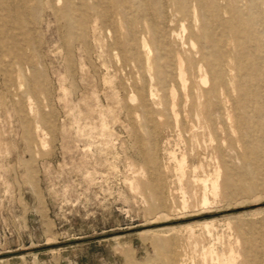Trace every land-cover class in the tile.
<instances>
[{"label": "rangeland", "instance_id": "1", "mask_svg": "<svg viewBox=\"0 0 264 264\" xmlns=\"http://www.w3.org/2000/svg\"><path fill=\"white\" fill-rule=\"evenodd\" d=\"M40 2L36 17L0 12V264H264V35L235 59L248 77L213 127L178 88L175 116L154 80L148 100L147 75L103 33L66 44ZM215 167L203 206L193 176L214 179Z\"/></svg>", "mask_w": 264, "mask_h": 264}, {"label": "bare ground", "instance_id": "2", "mask_svg": "<svg viewBox=\"0 0 264 264\" xmlns=\"http://www.w3.org/2000/svg\"><path fill=\"white\" fill-rule=\"evenodd\" d=\"M48 1L53 17L62 23L65 30L66 44L70 40H79L87 45L88 30L91 35L103 33L113 50L119 52L124 66L136 70L140 79L145 77L144 73L147 75L148 80L142 85L149 88V94L145 96L148 100H154L157 95L158 90L153 89L155 86L150 83L154 80L160 91L168 90L169 111L174 115L173 103L178 88L183 102L188 93L193 109L205 108L210 117L208 125L213 127L215 123L211 116L223 118L225 115L221 97L225 103L228 102L227 90L234 93L241 87L242 80L248 77L242 64H235V59L250 56L264 35V0ZM40 11V0H0V12L14 17L24 18L25 14L36 17ZM16 30V26H11L8 31L12 35ZM3 32L0 29V34H5ZM195 39L200 41L198 46L193 42ZM226 41L232 45L231 53L224 50ZM186 45L189 51H185ZM163 59L165 61L159 64ZM138 90L139 87L137 95ZM137 99L144 121L149 122L151 115L144 110V96ZM241 100L243 112L235 113V116L239 117L238 124L247 125V104L243 98ZM226 116L230 118L227 112ZM216 155L225 174L231 175L233 169L225 160L220 146L216 148ZM184 166L182 158L178 163L181 173ZM214 175V179L193 176L194 182L202 185L203 206L208 203V192L213 197L217 195L218 167L214 168ZM212 223L214 221H204L202 226L208 228Z\"/></svg>", "mask_w": 264, "mask_h": 264}]
</instances>
